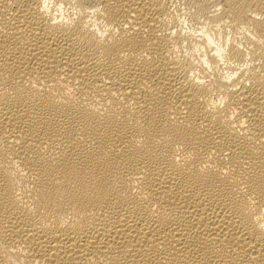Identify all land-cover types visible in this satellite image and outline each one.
<instances>
[{"label": "bare ground", "instance_id": "6f19581e", "mask_svg": "<svg viewBox=\"0 0 264 264\" xmlns=\"http://www.w3.org/2000/svg\"><path fill=\"white\" fill-rule=\"evenodd\" d=\"M79 1L0 0V264H264V0Z\"/></svg>", "mask_w": 264, "mask_h": 264}, {"label": "rangeland", "instance_id": "374dc122", "mask_svg": "<svg viewBox=\"0 0 264 264\" xmlns=\"http://www.w3.org/2000/svg\"><path fill=\"white\" fill-rule=\"evenodd\" d=\"M76 3L78 4V5H80V6H82L83 7V9H84V11H85V13L86 14H88V13H90V11L88 10V8L86 7V5H84V4H81L80 3V1L79 0H76ZM183 3V4H182ZM186 3V4H185ZM179 6H180V8H181V11H179L180 13H179V15H180V17H181V19H183V18H185V17H187V14H188V8H187V0H180L179 1ZM183 7V8H182ZM68 8V7H67ZM69 8L71 9V10H69ZM68 8V10H69V12L71 11L72 12V8L71 7H69ZM187 9V10H186ZM181 12H182V15H181ZM185 13H187V14H185ZM183 16H185V17H183ZM184 26H185V24H184ZM186 27H190V25L188 26V24L186 23V26H185V28ZM187 29V31L188 30H190V29H192L191 27L188 29V28H186Z\"/></svg>", "mask_w": 264, "mask_h": 264}]
</instances>
